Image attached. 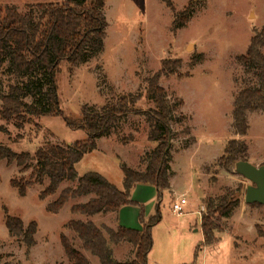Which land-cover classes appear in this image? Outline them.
I'll use <instances>...</instances> for the list:
<instances>
[{
  "label": "rangeland",
  "instance_id": "1",
  "mask_svg": "<svg viewBox=\"0 0 264 264\" xmlns=\"http://www.w3.org/2000/svg\"><path fill=\"white\" fill-rule=\"evenodd\" d=\"M49 1L0 0V5L15 6L21 13L31 9L37 15L30 5ZM104 1L108 26L103 52L72 69L62 62L55 76L63 116L78 119L84 105L100 110L116 93L139 91L143 97L137 106L153 107L146 97L145 79L161 68L164 59L180 60L174 74L160 78L170 101L180 104L176 103L171 120L172 192H163L162 219L152 228L148 264H264V205L247 204L245 191L251 182L220 165L227 142L238 138L231 125L234 98L242 88L258 85L255 69L239 56L246 53L253 30L264 26V0H172L174 10L160 0ZM187 7L189 21L175 29V18ZM15 83L19 82L1 68L0 91L7 93ZM24 100L33 102L30 97ZM247 118L249 129L241 137L246 152L240 157L259 166L264 164V112H248ZM148 132L149 121L143 115L119 118L109 135L97 139L98 148L76 163L78 176L96 172L122 190L120 163L144 169L142 157L155 146ZM86 137L85 131L68 127L62 116L25 114L7 121L0 114V144L15 152L33 154L45 143L67 146ZM30 162L35 164L33 159ZM31 170L21 172L15 162L0 161V264H72L60 235L66 234L75 248H81L80 240L65 224L80 216L71 213V206L88 197L70 199L59 212L51 213L47 204L62 189L75 187L77 181L64 180L56 194L41 199L39 193L48 184L45 178L20 196L11 179L27 178ZM219 196L239 199V203L231 211V226L216 233L214 244L204 245L202 199ZM180 197L186 198L187 204L182 216H176L171 205ZM141 203L147 219L155 215L157 194ZM131 207L139 213L138 207ZM5 210L21 218L24 226L37 223L31 248L8 232ZM94 220L99 226L118 223L113 213ZM122 244L115 247V254L123 257L130 245ZM84 252L98 264L97 258Z\"/></svg>",
  "mask_w": 264,
  "mask_h": 264
},
{
  "label": "trees",
  "instance_id": "2",
  "mask_svg": "<svg viewBox=\"0 0 264 264\" xmlns=\"http://www.w3.org/2000/svg\"><path fill=\"white\" fill-rule=\"evenodd\" d=\"M174 10L172 0H160ZM104 0H52L30 5L36 8L35 15L30 9L21 13L15 6L0 5V69L12 75L19 83L11 84L7 93L0 91L3 119H21L25 114L62 116L66 125L74 130L85 131L84 140L70 145L45 143L33 154L15 152L8 146L0 144V161L15 162L21 172L32 168L27 178L11 179L20 196L35 184H48L40 191L44 199L56 194L64 180L77 181L75 187H66L59 191L55 200L48 203L47 211L57 213L70 200L90 196L86 202L71 206V213L84 216V219L72 218L65 224L80 240L81 248L73 246L71 239L64 233L60 242L66 256L72 264H93L83 251L97 258L98 264H148V254L153 246L152 228L161 219L160 203L163 192H171V148L173 130L171 120L176 103L170 101L168 94L160 84L164 74H174L180 60L164 59L161 68L145 79L147 99L153 103L148 109L137 105L142 93H116L100 110L84 105L78 119L63 116L55 81L62 62L69 68L84 64L96 58L104 50L108 22L103 12ZM190 10L185 8L175 18V29L181 28L189 21ZM264 26L253 30V36L244 55L239 59L256 71L257 86H246L235 96L232 110V129L238 138L227 142L220 165L226 169L236 161L245 160L240 156L246 152L244 137L249 129L248 112H264ZM30 97L29 103L24 98ZM130 114L143 115L149 121L148 139L155 146L145 152L142 161L143 170L133 169L125 162L120 163L124 174L123 189H118L103 175L89 172L78 176L75 165L84 155L97 149V139L109 135L116 121ZM20 125V124H19ZM35 164H31V160ZM136 185L152 187L157 192L155 215L149 219L145 216L142 203L131 199L132 189ZM205 209L201 214L203 244L216 242V233L223 232L231 226L229 222L232 209L239 199L229 196L202 199ZM255 205H260L255 203ZM126 206L139 208L138 222L141 228H129L117 223L115 228L93 222L90 217L102 213H115ZM5 225L8 232L21 239L26 248H31L37 223L31 221L27 226L21 218L11 216L5 210ZM127 243L131 251L127 259L119 261L114 258L111 244Z\"/></svg>",
  "mask_w": 264,
  "mask_h": 264
},
{
  "label": "crops",
  "instance_id": "3",
  "mask_svg": "<svg viewBox=\"0 0 264 264\" xmlns=\"http://www.w3.org/2000/svg\"><path fill=\"white\" fill-rule=\"evenodd\" d=\"M97 148H98V146H97ZM134 189H135L134 190V193H135L134 200L136 202H140V203L146 201L151 196H154V195L156 196V194H157V192H156V190L154 188L148 187V186H144V185H136L134 187ZM171 192H172V190H171ZM142 196H143V198H142ZM86 197H88L86 200L80 201V202H77V203L86 202L89 199L90 196H86ZM79 198H81V197H79ZM137 211L138 210L134 209L133 207L130 208V206H126V207H123L122 209H120L117 213H113V214L115 215L116 220L118 221V223L121 224L122 226L129 227V228L140 229L141 228L140 223L137 221L138 214H139ZM108 214H112V213H107V214L99 213V214H96V215L90 217V219L92 221H95L94 220L95 217H100L102 215L105 216V215H108ZM84 218L85 217L81 216V215L78 217V219H84ZM200 224H201V220H200ZM105 225H107V224H105ZM107 226H109V225H107ZM116 226H117V224L115 226H113V228H115ZM110 227H112V226H110ZM120 244L123 245L122 243H119V244H111L110 246H111V248L113 250L114 258L119 260V261H123V260H125L128 257V254H130L131 248H130V246H128L129 244L125 243L128 246L129 250L127 252V255L125 256V254H123V257H122L119 254L117 255V253L115 254V252H116L115 247H118ZM83 253L85 254L84 251H83ZM148 258H149V254H148Z\"/></svg>",
  "mask_w": 264,
  "mask_h": 264
},
{
  "label": "water",
  "instance_id": "4",
  "mask_svg": "<svg viewBox=\"0 0 264 264\" xmlns=\"http://www.w3.org/2000/svg\"><path fill=\"white\" fill-rule=\"evenodd\" d=\"M228 170L251 182L246 187L245 202L247 204L264 205V164L255 166L246 160L236 161Z\"/></svg>",
  "mask_w": 264,
  "mask_h": 264
},
{
  "label": "built area",
  "instance_id": "5",
  "mask_svg": "<svg viewBox=\"0 0 264 264\" xmlns=\"http://www.w3.org/2000/svg\"><path fill=\"white\" fill-rule=\"evenodd\" d=\"M186 204V198L180 197V199L174 200V202H172L171 210L177 216H181L184 213V206Z\"/></svg>",
  "mask_w": 264,
  "mask_h": 264
}]
</instances>
